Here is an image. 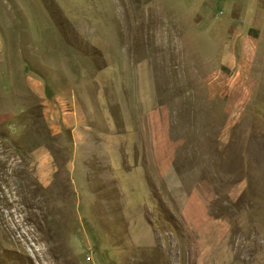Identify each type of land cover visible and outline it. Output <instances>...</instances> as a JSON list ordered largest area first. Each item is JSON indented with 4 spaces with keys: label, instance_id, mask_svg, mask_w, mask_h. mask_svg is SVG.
<instances>
[{
    "label": "rangeland",
    "instance_id": "obj_1",
    "mask_svg": "<svg viewBox=\"0 0 264 264\" xmlns=\"http://www.w3.org/2000/svg\"><path fill=\"white\" fill-rule=\"evenodd\" d=\"M0 264H264V0H0Z\"/></svg>",
    "mask_w": 264,
    "mask_h": 264
},
{
    "label": "crops",
    "instance_id": "obj_2",
    "mask_svg": "<svg viewBox=\"0 0 264 264\" xmlns=\"http://www.w3.org/2000/svg\"><path fill=\"white\" fill-rule=\"evenodd\" d=\"M26 35L28 36L29 35V31H27L26 32ZM29 47V46H28ZM33 52L35 53V55H37V57H41L42 58V56L44 55L43 53H44V51H43V49L41 48V46H35L33 49ZM20 54V53H19ZM54 64H56L55 62H54ZM58 69V68H57ZM32 79H33V82H34V84L36 85V87H35V89L36 88H38L39 89V85H41V83H43L44 82V80L43 79H36V78H34V77H31ZM61 80H62V84L63 85H66V80H65V78H63V76H61ZM29 81V80H28ZM69 83H73V81H68ZM69 94L70 93V90H67V91H60V93L59 94ZM75 101H77V100H74V102ZM80 106H81V103H80ZM139 226H140V228H139V233H138V235H135V240L137 241V242H143L144 241V239H145V241L142 243V244H145V242H150L151 241V238H152V235L150 234V232H151V230H150V228H149V226L147 225V222L146 221H143V222H141V223H139ZM147 226V227H146Z\"/></svg>",
    "mask_w": 264,
    "mask_h": 264
}]
</instances>
